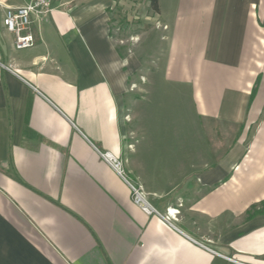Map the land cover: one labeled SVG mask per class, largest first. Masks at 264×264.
<instances>
[{
    "label": "crops",
    "instance_id": "crops-1",
    "mask_svg": "<svg viewBox=\"0 0 264 264\" xmlns=\"http://www.w3.org/2000/svg\"><path fill=\"white\" fill-rule=\"evenodd\" d=\"M112 1L54 2L16 49L2 18L20 0H0V264H264V212L247 218L264 201V0H158L165 78L241 132L187 192L145 191L179 210L174 227L101 157L121 151L135 67L111 39Z\"/></svg>",
    "mask_w": 264,
    "mask_h": 264
},
{
    "label": "rangeland",
    "instance_id": "rangeland-1",
    "mask_svg": "<svg viewBox=\"0 0 264 264\" xmlns=\"http://www.w3.org/2000/svg\"><path fill=\"white\" fill-rule=\"evenodd\" d=\"M108 14L116 50L135 65L124 94L127 132L117 158L144 191L185 193L187 182L234 144L239 127L200 118L187 86L165 78L167 29L148 0H113Z\"/></svg>",
    "mask_w": 264,
    "mask_h": 264
},
{
    "label": "built area",
    "instance_id": "built-area-1",
    "mask_svg": "<svg viewBox=\"0 0 264 264\" xmlns=\"http://www.w3.org/2000/svg\"><path fill=\"white\" fill-rule=\"evenodd\" d=\"M54 2L58 6H66L70 0H20V4L7 6L4 10L2 24L13 35V45L16 49L29 48L34 44L32 31L33 16L49 13L54 9ZM101 157L113 168V170L125 181L130 190L131 201L146 214H154L163 219L167 224L174 227L177 208L167 207L164 213L156 210L148 201L147 193L143 187L130 180L122 168L120 160L109 152L101 153Z\"/></svg>",
    "mask_w": 264,
    "mask_h": 264
},
{
    "label": "trees",
    "instance_id": "trees-1",
    "mask_svg": "<svg viewBox=\"0 0 264 264\" xmlns=\"http://www.w3.org/2000/svg\"><path fill=\"white\" fill-rule=\"evenodd\" d=\"M149 1V7L150 9L158 13L159 8H158V0H148ZM118 52V51H117ZM119 53V52H118ZM120 55V53H119ZM121 56V55H120ZM252 92H254V87ZM264 212V201L259 202L258 204L252 205L248 210H247V218H250L256 214H261Z\"/></svg>",
    "mask_w": 264,
    "mask_h": 264
}]
</instances>
